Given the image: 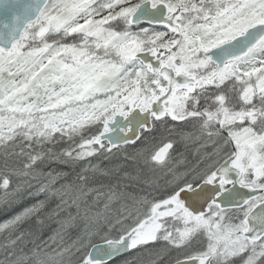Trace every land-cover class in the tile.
Segmentation results:
<instances>
[{
	"label": "snow or ice",
	"instance_id": "snow-or-ice-1",
	"mask_svg": "<svg viewBox=\"0 0 264 264\" xmlns=\"http://www.w3.org/2000/svg\"><path fill=\"white\" fill-rule=\"evenodd\" d=\"M0 215V264H264V0H0Z\"/></svg>",
	"mask_w": 264,
	"mask_h": 264
},
{
	"label": "trees",
	"instance_id": "trees-1",
	"mask_svg": "<svg viewBox=\"0 0 264 264\" xmlns=\"http://www.w3.org/2000/svg\"><path fill=\"white\" fill-rule=\"evenodd\" d=\"M116 157H113L112 159H107L104 161L99 167L101 170L109 171L110 175L108 176H100V174L96 175V180L99 183L103 184H114L120 183V184H130L134 185H143L145 184V180H151L154 178V175L151 172H148L147 169L141 170L143 165L142 161L137 162L132 159H125L123 154H116ZM127 174V175H126ZM158 175V173L156 174ZM112 181V182H110ZM134 187V186H133ZM4 217L0 215V219H3ZM47 232V230H45Z\"/></svg>",
	"mask_w": 264,
	"mask_h": 264
},
{
	"label": "rangeland",
	"instance_id": "rangeland-1",
	"mask_svg": "<svg viewBox=\"0 0 264 264\" xmlns=\"http://www.w3.org/2000/svg\"><path fill=\"white\" fill-rule=\"evenodd\" d=\"M113 157H116V156H113ZM113 157H111L110 159H112ZM107 159H104V158H100V159H98V160H94L93 161V163H96V164H98L99 165V167H101V165H103L102 163L104 162V161H106ZM149 172V171H148ZM98 174H100V173H97L96 175H98ZM103 176V175H102ZM99 177H101V175L99 176ZM110 182H112V181H110ZM114 184H116L115 182H114ZM123 185V184H122ZM130 185V184H129ZM133 186L136 188V190H139L140 188H142V187H144V188H146L147 187V185L146 184H143V185H141V184H139V185H134L133 184ZM5 218V217H4ZM3 218V219H4ZM3 219H0V221H2ZM73 235H74V233H73Z\"/></svg>",
	"mask_w": 264,
	"mask_h": 264
}]
</instances>
